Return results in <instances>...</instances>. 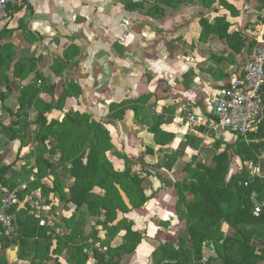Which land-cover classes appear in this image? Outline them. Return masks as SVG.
Wrapping results in <instances>:
<instances>
[{
    "label": "crops",
    "instance_id": "0c3cea01",
    "mask_svg": "<svg viewBox=\"0 0 264 264\" xmlns=\"http://www.w3.org/2000/svg\"><path fill=\"white\" fill-rule=\"evenodd\" d=\"M263 13L264 0H13L0 20V200L15 198L12 233L0 236V264H71L70 257L95 264L94 251L102 252L105 231L88 205L67 201L69 188L83 187L84 179L70 173V160L59 161L56 136L36 121L41 112L47 122H64L60 128L75 154L96 144L95 200L105 193L99 185L104 168L137 175L145 197L140 207H133L136 187L128 182L115 184L114 202L103 203L125 209L123 216L142 235L120 264H154L159 244H176L191 199L182 188L189 169L211 165L226 148L241 167L236 146H228L235 134L190 125L177 109L186 103L194 114L212 115L211 95L230 84L260 42ZM29 84L37 91L25 94L29 102L20 106ZM263 157L244 161V169L264 178ZM252 199L261 209L264 189ZM103 213L100 207L99 220ZM28 219L50 238L24 240L22 221ZM220 246L211 264L231 256Z\"/></svg>",
    "mask_w": 264,
    "mask_h": 264
},
{
    "label": "trees",
    "instance_id": "16d2710c",
    "mask_svg": "<svg viewBox=\"0 0 264 264\" xmlns=\"http://www.w3.org/2000/svg\"><path fill=\"white\" fill-rule=\"evenodd\" d=\"M234 37V36H233ZM230 36H227L229 39ZM256 47V46H255ZM2 61L0 60V67ZM38 76V75H37ZM37 91L36 87L29 84L23 88L22 95L19 99L20 106L29 102L25 98L28 94ZM264 96V85L262 88ZM3 93H0V98ZM46 106L47 110L50 105ZM120 115V114H119ZM207 122L214 118L213 115H205ZM36 121L40 123L47 132H51L56 136L57 144L53 147L57 149L59 161L70 160V173L84 179V186L81 188L70 187L69 197L67 201L74 203L77 207L87 204L90 211L95 216V224L101 226L105 231V237L100 240L102 252L95 250V264H120V257L124 253L132 252L139 243L142 235L141 232L132 229V221L124 217L125 209L117 208L118 205L112 207H103L104 202H114L112 194L115 184L125 185L126 182L132 186L135 185V197L133 207H140L145 201L141 187H138L137 175L135 173L128 174L118 169L104 168L103 177L99 181V185L105 189L101 200L94 199L92 191V179L98 171V156L96 144H90L78 154L73 151L76 148L74 144L68 143V133L60 128L64 124L63 121L51 120L46 121L43 112L38 113ZM264 117H260L251 122V127L245 138L236 135L234 144L229 147L236 146L232 150L240 156L241 172L237 175L231 173V157L228 150L216 152L213 155L211 165H204L199 162L189 169V176L183 189L187 190L191 195V199L185 204V227L182 234L178 235L176 244L165 242L159 244L152 252L151 259L154 264H199L203 259L204 246L209 243L213 246V250L219 253L217 245H215L217 237L222 231V225L227 224L231 227L233 233L229 237L234 246L236 258L232 256H223V264H264V242L255 243L254 237L264 236V205L256 212L254 211L252 194H259L264 189V178L251 176L244 169L243 162L251 160L256 163L261 149L264 148ZM96 128H102L100 123H95ZM104 130V129H103ZM234 134V133H233ZM62 141L66 143H62ZM261 169L264 170V157L259 162ZM118 196V195H116ZM104 209L103 219L99 220V209ZM121 213L119 217V213ZM24 225V240L32 235H39L42 240H47L46 230L44 226H35L31 224V220L22 221ZM123 230L120 241L115 242V246H109L108 241ZM1 237L6 238L0 234ZM57 243L61 237H55ZM45 248L49 249L50 244L44 243ZM76 246L70 251L74 252ZM210 260V257L207 259ZM69 262L76 264L70 257ZM29 264H38L34 260Z\"/></svg>",
    "mask_w": 264,
    "mask_h": 264
},
{
    "label": "built area",
    "instance_id": "2783aa9c",
    "mask_svg": "<svg viewBox=\"0 0 264 264\" xmlns=\"http://www.w3.org/2000/svg\"><path fill=\"white\" fill-rule=\"evenodd\" d=\"M56 2L60 0H41ZM13 0H0V20L8 12ZM264 22V13L261 15ZM264 30L260 42L252 55L245 61L239 74L233 77L227 88L211 95L210 104L214 118L207 122L205 115L189 111L186 103H181L177 113L190 125H207L216 130H228L246 138L250 123L259 119L264 113ZM185 114V115H184ZM15 198L4 197L0 200V234L10 237L12 233L13 215L10 211ZM259 207H254L258 212ZM207 264V263H205Z\"/></svg>",
    "mask_w": 264,
    "mask_h": 264
},
{
    "label": "rangeland",
    "instance_id": "374dc122",
    "mask_svg": "<svg viewBox=\"0 0 264 264\" xmlns=\"http://www.w3.org/2000/svg\"><path fill=\"white\" fill-rule=\"evenodd\" d=\"M262 22H263V19H262ZM263 24H264V22H263ZM263 29H264V25H263ZM263 29H262V31H263ZM260 152H261V155H264V148L261 149ZM247 166L249 167V163H247ZM40 169H41L40 170L41 172H44L45 171L44 168L41 165H40ZM129 169H130V167H129ZM230 171L234 175H237L238 172H241L240 163H239L238 158H237L236 155H234L232 157V164H231V170ZM73 232L76 235L79 234V230L78 229H76ZM231 232H232L231 227H229L227 224L225 226H223L222 232L218 236L217 242H215V245H217L218 249H220L221 247H219V246H220V244H222L223 247H224L225 255H231V256L233 255L234 256V248H233V245H232V240L229 237ZM81 238L82 237H79V238L77 237V240H79ZM85 244H87V243H84V245ZM210 246H212V245H210L209 243H207L205 245L204 258L202 259V261L199 264H205V263L211 264V262L213 261V258H212V260L211 259L210 260H207L209 257H213L214 255H216V251H214L213 249H210L211 248ZM213 264H216V263L213 262Z\"/></svg>",
    "mask_w": 264,
    "mask_h": 264
},
{
    "label": "water",
    "instance_id": "95a60500",
    "mask_svg": "<svg viewBox=\"0 0 264 264\" xmlns=\"http://www.w3.org/2000/svg\"><path fill=\"white\" fill-rule=\"evenodd\" d=\"M228 86H226L225 88H227Z\"/></svg>",
    "mask_w": 264,
    "mask_h": 264
}]
</instances>
